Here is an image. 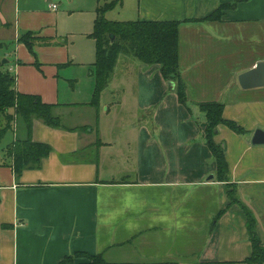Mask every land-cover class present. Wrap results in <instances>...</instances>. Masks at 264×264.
I'll return each instance as SVG.
<instances>
[{
  "label": "crops",
  "instance_id": "1",
  "mask_svg": "<svg viewBox=\"0 0 264 264\" xmlns=\"http://www.w3.org/2000/svg\"><path fill=\"white\" fill-rule=\"evenodd\" d=\"M135 1L136 19L184 21L179 46L183 33L195 29L211 41L199 47L198 61L185 65L180 57L187 105L160 65L125 54L99 104H89L96 77L87 89L90 98L81 97L91 78L78 69L87 64L93 77L95 61L71 57L66 41L57 40L58 5L0 0L4 70L16 77L17 91L54 104L62 123L34 120L33 140L52 150L39 168L20 175L6 156L17 138L16 123L1 140L0 264H58L77 252L121 263L245 264L253 247L246 213L231 204L229 185L256 216L264 243V145L251 143L254 131L264 129V87L246 90L238 82L240 73L264 60V0H240L211 22L192 20L236 0ZM27 32L48 42L39 38L32 52L19 41ZM239 33L247 36L240 41ZM215 64L220 81L213 77ZM196 67L199 73L192 74ZM205 100L223 102L224 117L246 130L218 127L215 139L226 146L229 181L219 180L204 136L199 103ZM120 112L125 122L117 121ZM75 261L88 264L86 258Z\"/></svg>",
  "mask_w": 264,
  "mask_h": 264
},
{
  "label": "trees",
  "instance_id": "2",
  "mask_svg": "<svg viewBox=\"0 0 264 264\" xmlns=\"http://www.w3.org/2000/svg\"><path fill=\"white\" fill-rule=\"evenodd\" d=\"M121 0L105 3L98 8L94 31L90 34L97 41L94 75L96 84L93 98L89 104H99L102 91L107 88L116 63L123 54L138 59L143 64L160 65L161 74L167 81L175 83L176 93L183 105L188 103L187 84L181 76L179 40L180 26L184 21L179 20H145L109 21L104 12ZM240 0L221 4L213 13L202 19L192 21H218L226 10L235 8ZM114 35V39H112ZM39 38L43 42L48 39L37 37L27 32L20 40L30 51H34ZM4 45L0 43V48ZM37 65L38 62H36ZM0 61V143L9 129L17 125V138L6 149V156L11 166L20 175L27 168H39L42 161L51 153V146L47 143L33 140V122L41 119L52 127H61V119L54 114V104L45 103L39 95L25 94L17 91L16 77L8 70H4ZM199 106L206 116L204 136L217 162V175L221 181H229V167L225 158L226 146L217 142L215 137L221 124L228 126L238 134L246 132L245 128L236 121L224 117L225 104L219 101L200 102ZM231 204L239 203L246 213L247 230L252 243V255L245 264H264V243L257 231V218L254 213L243 204L236 195L234 185H229ZM76 258L88 259V264H145L109 262L103 254L91 255L77 252L66 256L58 264H77Z\"/></svg>",
  "mask_w": 264,
  "mask_h": 264
},
{
  "label": "rangeland",
  "instance_id": "3",
  "mask_svg": "<svg viewBox=\"0 0 264 264\" xmlns=\"http://www.w3.org/2000/svg\"><path fill=\"white\" fill-rule=\"evenodd\" d=\"M48 1L52 4H57L59 7V10L57 12H53L59 15V22L57 25V40L66 41L71 57H75L76 59L84 63H88V62L90 63L95 61L96 52H97V46H96L97 41L88 34L94 31L93 24L95 22V19L97 18L98 8L100 6H103L106 2L109 3L114 0H48ZM136 5L137 4L135 0H125V2L124 0H121L117 2L114 6H112L110 9L106 10L104 12V17L109 21L136 20V12H135ZM245 36L247 35L246 34L243 35V33H239L238 40L241 41L242 39L245 38ZM208 42L210 43L211 41L208 39L207 34H203L199 29H195L194 31L191 30L186 33L184 32L183 35L181 36V43L179 46L181 63H184L185 65H189L193 62L198 61L197 59L201 54L199 47L202 45H206ZM240 47L242 48V46ZM244 58L245 59L250 58V54L246 53V57L244 55ZM241 60H242L241 53L239 51L238 58L236 59V63L241 62ZM221 68L222 65L219 64V69ZM78 70L80 71L82 77L86 79L91 78L90 82H88V87L83 88L81 94V97L88 96V98H90L89 95H87V89L89 88V85H91V81L92 84L94 83L95 76L91 77L89 75L87 64L80 66ZM211 70L213 71V77H215L216 81H220L222 78L216 72L218 71V66H216L215 64L214 68H211ZM191 71H193L192 74H194L195 72L196 74L199 73V69L197 67ZM204 71L210 74L207 69H205ZM117 73H118V69L116 68L115 75ZM200 74L202 76L204 75L203 72H201ZM116 81H118V79L115 78L114 82ZM84 86H86V83H84ZM85 90H86V95L83 92ZM105 97L107 98V94H105ZM208 101H215V100H208ZM113 109L114 108H112L111 111ZM201 113L205 115L204 112ZM118 115L119 118L117 121L125 122L124 114L120 112ZM129 117L134 118L135 116L134 114L128 113L127 118Z\"/></svg>",
  "mask_w": 264,
  "mask_h": 264
},
{
  "label": "water",
  "instance_id": "4",
  "mask_svg": "<svg viewBox=\"0 0 264 264\" xmlns=\"http://www.w3.org/2000/svg\"><path fill=\"white\" fill-rule=\"evenodd\" d=\"M114 39V35L111 36ZM5 59L3 63H5ZM238 82L243 89H254L264 87V60L257 62L250 69L238 75ZM174 85L173 82H170ZM251 143L255 146L264 145V129L257 128L252 136Z\"/></svg>",
  "mask_w": 264,
  "mask_h": 264
},
{
  "label": "built area",
  "instance_id": "5",
  "mask_svg": "<svg viewBox=\"0 0 264 264\" xmlns=\"http://www.w3.org/2000/svg\"><path fill=\"white\" fill-rule=\"evenodd\" d=\"M53 8H54V9H57V5H56V4H54V5H53Z\"/></svg>",
  "mask_w": 264,
  "mask_h": 264
}]
</instances>
